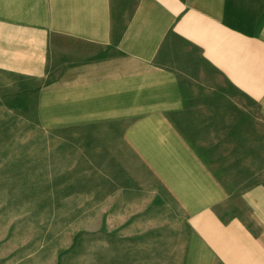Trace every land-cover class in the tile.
Instances as JSON below:
<instances>
[{
  "label": "crops",
  "instance_id": "1",
  "mask_svg": "<svg viewBox=\"0 0 264 264\" xmlns=\"http://www.w3.org/2000/svg\"><path fill=\"white\" fill-rule=\"evenodd\" d=\"M0 112L54 144L0 158V264H56L14 183L48 169L122 207V264H264V0H0Z\"/></svg>",
  "mask_w": 264,
  "mask_h": 264
},
{
  "label": "rangeland",
  "instance_id": "2",
  "mask_svg": "<svg viewBox=\"0 0 264 264\" xmlns=\"http://www.w3.org/2000/svg\"><path fill=\"white\" fill-rule=\"evenodd\" d=\"M9 121H13L12 115L0 112V125L5 126ZM15 129L1 127L0 137L13 134ZM16 130L18 133L13 135L25 134L22 129ZM1 142L3 138H0V158L5 156L12 146L15 155L30 146L37 154L38 147L45 146L47 155L53 156L54 144L50 143L51 141L45 145ZM48 171L46 176L14 177L15 184L28 182L31 185L27 196L26 192L18 194H24L28 200L27 210H30L32 226L37 225L38 217H44L46 220L45 235L38 237V234H35L34 238L40 242L41 247L45 246L48 259L54 253L56 264H122V207H73V202L57 197L56 177L53 169ZM17 203L15 204L18 205ZM21 207L15 206L14 210L21 211Z\"/></svg>",
  "mask_w": 264,
  "mask_h": 264
}]
</instances>
